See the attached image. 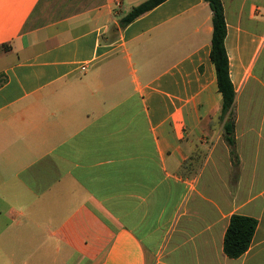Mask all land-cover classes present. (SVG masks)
Listing matches in <instances>:
<instances>
[{
  "label": "crops",
  "instance_id": "1",
  "mask_svg": "<svg viewBox=\"0 0 264 264\" xmlns=\"http://www.w3.org/2000/svg\"><path fill=\"white\" fill-rule=\"evenodd\" d=\"M145 1L0 0L10 264H264V0H220L235 166L208 5L166 0L120 28ZM232 215L257 223L238 259L222 250Z\"/></svg>",
  "mask_w": 264,
  "mask_h": 264
},
{
  "label": "trees",
  "instance_id": "2",
  "mask_svg": "<svg viewBox=\"0 0 264 264\" xmlns=\"http://www.w3.org/2000/svg\"><path fill=\"white\" fill-rule=\"evenodd\" d=\"M166 0H146L133 7L119 20V27L124 28L141 15L151 11ZM211 11L212 36L210 41L209 59L214 68L216 85L221 95L217 120L222 124L223 138L228 147L230 159L235 166L238 164L234 136V103L235 91L229 76V65L224 41L226 38V23L220 0H203ZM5 83V78L0 75V86ZM256 220L240 215L230 216L228 226L224 233L222 250L229 259H238L249 248Z\"/></svg>",
  "mask_w": 264,
  "mask_h": 264
},
{
  "label": "rangeland",
  "instance_id": "3",
  "mask_svg": "<svg viewBox=\"0 0 264 264\" xmlns=\"http://www.w3.org/2000/svg\"><path fill=\"white\" fill-rule=\"evenodd\" d=\"M0 248H5L6 247V243L4 242V243H1L0 244ZM4 246V247H3ZM43 246V244H31V247H32V251H34L35 252V254L37 253V251L39 250V254H37L36 256H37V258L38 257H40V253H41V247ZM38 247L40 248V249H38ZM5 250V249H4ZM48 253H49V250H46ZM18 261H21V260H14V263L15 264H17L18 263ZM26 263H29V264H35V262L36 261H38V259H35V258H33L32 260H24ZM13 261L12 260H10L6 255H5V253L3 252H1L0 251V264H10V263H12Z\"/></svg>",
  "mask_w": 264,
  "mask_h": 264
},
{
  "label": "built area",
  "instance_id": "4",
  "mask_svg": "<svg viewBox=\"0 0 264 264\" xmlns=\"http://www.w3.org/2000/svg\"><path fill=\"white\" fill-rule=\"evenodd\" d=\"M82 70H84V68H82Z\"/></svg>",
  "mask_w": 264,
  "mask_h": 264
}]
</instances>
